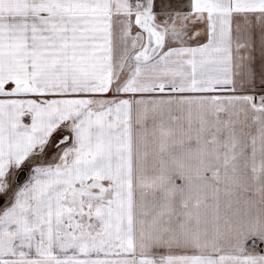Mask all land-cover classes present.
Returning <instances> with one entry per match:
<instances>
[{"label":"snow or ice","instance_id":"1","mask_svg":"<svg viewBox=\"0 0 264 264\" xmlns=\"http://www.w3.org/2000/svg\"><path fill=\"white\" fill-rule=\"evenodd\" d=\"M0 264H264V0H0Z\"/></svg>","mask_w":264,"mask_h":264}]
</instances>
